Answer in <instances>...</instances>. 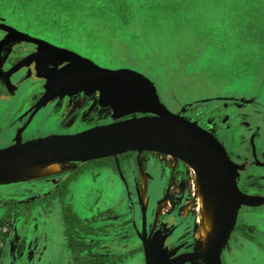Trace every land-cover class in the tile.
I'll return each mask as SVG.
<instances>
[{
	"label": "flooded vegetation",
	"instance_id": "obj_1",
	"mask_svg": "<svg viewBox=\"0 0 264 264\" xmlns=\"http://www.w3.org/2000/svg\"><path fill=\"white\" fill-rule=\"evenodd\" d=\"M0 22L34 35L2 16ZM8 33L0 28V149L15 144L19 131L21 141H26L52 133H75L113 121L111 116L98 121L97 109L101 108L97 102L99 92L92 96L80 93L57 98L34 113V105L43 95L47 81L38 73L49 67V55L45 52L39 54L37 43L18 40ZM241 98L246 97H202L188 102L187 110L170 109L196 122L195 116L202 114L200 111L209 110V102H218L215 104L220 110L218 119L209 120L205 115L197 119V123L223 145L238 190L246 195L264 196V115L259 117V109H246L253 103ZM93 101V123L89 124L82 117ZM49 105H53L56 112L63 113V125L46 133L38 127L36 130H40L34 134L33 121L39 117L38 123H42ZM89 117L91 119V115ZM203 119L215 126V132L202 124ZM160 154L168 156V166L158 164L156 156ZM99 160L76 162L72 169L61 173L0 185V212L15 214L24 211L28 214L35 211L39 215L37 219L45 220L42 224L32 220L10 222L4 233L0 228V264H147L144 239L149 238L163 239L162 246L169 253L168 258L181 260L180 264H194L196 260L200 264H210L211 244L219 225L208 250L198 254L201 251H197L199 245L195 238L198 227L196 204H192L188 212L184 211L193 200L194 168L190 164L180 158L175 161L170 154L148 150L128 151ZM153 162L157 165L152 166ZM90 164L98 166L86 168ZM143 170L148 174L147 193L143 189ZM127 171L132 174L134 190L129 188ZM121 172L129 188V194L118 199L122 204L121 211L102 207L98 198L106 194L105 185L112 181L113 173L122 177ZM71 184L79 185L76 192L83 199L81 213L70 206L60 211L59 199L63 197L66 186ZM152 186L158 188L156 199H152ZM137 188L142 194L140 202L146 206L145 228L143 210H138L135 203L129 204L131 193L139 201ZM88 196H93V199L86 204L84 199ZM162 200L166 203L161 216L157 217ZM222 224L223 221L221 228ZM72 227L74 231L71 232ZM130 240L138 246L132 257L129 255ZM220 259L221 264H264V204L239 206Z\"/></svg>",
	"mask_w": 264,
	"mask_h": 264
},
{
	"label": "rangeland",
	"instance_id": "obj_2",
	"mask_svg": "<svg viewBox=\"0 0 264 264\" xmlns=\"http://www.w3.org/2000/svg\"><path fill=\"white\" fill-rule=\"evenodd\" d=\"M65 5L68 13L60 16V0H0V10L12 22L44 18L45 24L38 30L47 38H40L70 48L103 67H128L145 73L157 85L162 101L173 110H187L188 102L202 97L237 95L246 97L242 101L253 103L246 109H259V117L264 115V0H66ZM90 5L97 14H82L84 6ZM99 16L111 20L113 29L110 23L108 27L101 26ZM58 17L66 18L63 22L70 25V32L63 34L56 26ZM83 23L85 27L77 33ZM94 101L82 117L89 124L93 123ZM215 104L218 102H209V110L202 109L195 121L205 115L209 120L218 119L220 110ZM45 112L42 123H38L39 117L33 121L34 134L40 130H36L38 127L46 133L63 125V113L56 112L53 105L46 107ZM110 112L98 108V121L107 120ZM209 120L201 122L215 132ZM156 157L158 164L169 165L168 156ZM96 166L90 164L86 168ZM126 175L129 188L134 190L132 174L127 171ZM111 180L105 185L106 198H98L99 205L121 211L118 199L127 196L129 188L120 174L113 173ZM3 184L6 183L0 182ZM78 189V184L66 186L58 203L60 211L70 206L81 213L83 199L76 192ZM152 192V199L158 198V188L152 186ZM92 199L88 196L84 201L87 204ZM132 203L142 211L141 203L131 193L129 204ZM37 216L35 211L0 212L1 233L10 222L32 220L42 224L45 220ZM129 242L132 257L138 246L133 240ZM194 264L200 262L196 260Z\"/></svg>",
	"mask_w": 264,
	"mask_h": 264
},
{
	"label": "water",
	"instance_id": "obj_3",
	"mask_svg": "<svg viewBox=\"0 0 264 264\" xmlns=\"http://www.w3.org/2000/svg\"><path fill=\"white\" fill-rule=\"evenodd\" d=\"M0 28L18 40L37 43L38 53L49 55V67L38 73L47 81L43 95L34 105V113L57 98L80 93L92 96L99 92L97 102L101 108H110L113 120L75 133H52L26 141H21L19 131L15 144L0 149V182L13 172L42 162L83 163L135 150L177 156L200 171L216 191L223 221L222 234L214 242L209 257L210 264H221L222 247L234 227L239 206L264 204V196L246 195L238 190L221 142L197 122L173 112L162 101L155 82L145 73L128 67H103L70 48L56 46L12 25L0 22ZM137 113L168 117L187 128L189 133L176 128L160 130L148 126L143 117L135 115ZM129 115L134 116L127 117ZM137 191L140 202L142 194L139 188ZM142 210L145 228L146 206L142 205ZM144 241L147 264H165L167 260L182 262L168 258L169 253L162 246L163 239Z\"/></svg>",
	"mask_w": 264,
	"mask_h": 264
},
{
	"label": "bare ground",
	"instance_id": "obj_4",
	"mask_svg": "<svg viewBox=\"0 0 264 264\" xmlns=\"http://www.w3.org/2000/svg\"><path fill=\"white\" fill-rule=\"evenodd\" d=\"M139 117H143L144 122L148 126H153L160 130L176 128V129H180L184 133H189V130L187 128L179 126L176 123H173L168 117L165 116L152 117V116L140 115ZM170 156L173 157L176 161L179 160V158L174 155H170ZM74 166H75L74 163L71 162L62 163L59 161L36 163L33 165L26 166L17 172H13L9 174L4 180H2V182L8 183V182L34 180L41 177H46L57 173H61L66 169H72ZM192 170L194 175L193 200L187 204L184 211L188 212L192 207V204L194 203L196 204V209H197L196 220L198 223V227L195 231V238L199 245L197 251H201L198 254H202V252H206L208 250L213 235L217 231L219 225V230L212 241L211 247L213 246L214 242L218 239L221 233L222 216H221L219 201L216 195V191L213 188V184L209 180L203 179V176L200 171H198L197 169H192ZM142 177H143V189L144 192L147 193L146 190H147L148 174L146 173L145 170L142 171ZM165 203H166L165 200L160 201L157 210V217L161 216ZM169 263L170 261L165 262V264H169ZM171 264L173 263L171 262Z\"/></svg>",
	"mask_w": 264,
	"mask_h": 264
},
{
	"label": "crops",
	"instance_id": "obj_5",
	"mask_svg": "<svg viewBox=\"0 0 264 264\" xmlns=\"http://www.w3.org/2000/svg\"><path fill=\"white\" fill-rule=\"evenodd\" d=\"M60 2H61V9H60V11H61V13H60V16H62V13H63V15H65V14H67L68 12L66 11V5H65V2H66V0H60ZM97 12V10H96V8H94V6L93 5H90V6H84V8H83V10H82V14H85V13H87L88 15H94V14H97L96 13ZM125 13H123V15H124ZM3 17L6 21H8L9 23H11V24H14V25H16V26H18L19 28H22V29H26V30H29L32 34H34V35H37V36H40V37H44V38H47V37H45L42 33H40L39 32V30H38V28L40 27V26H44V24H45V20H44V18L42 19V17L41 16H39L38 18H33L34 20H30V19H23V18H21V20H19L18 22H12V20H11V18H9V16L7 15V13L6 12H2L1 10H0V17ZM38 16V15H37ZM41 17V18H40ZM23 19V20H22ZM63 19H66L65 17L63 18L62 17V19H60L59 17H58V19H55L56 20V26H58V28L59 29H62L63 31H62V33L63 34H65L66 33V31L67 32H70L71 31V28H70V25L68 26V23L67 24H64V22H63ZM39 20V22L40 23H42V24H39L38 22H36V21H38ZM54 20V21H55ZM99 24L102 26L103 25V27H108V23H110V27H111V29H113L112 28V22H111V20H109V19H107V18H104V17H102V16H99ZM123 20H124V18H123ZM49 22H50V20H49ZM75 22H77L76 20H75ZM98 22V21H97ZM104 22H105V24H104ZM38 23V24H37ZM55 23V22H54ZM52 24V23H51ZM98 24V23H97ZM112 25V26H111ZM79 28H77V30H76V32L78 33L79 31H82L83 30V28L85 27V24L83 23L82 25H79L78 26ZM70 36V35H69Z\"/></svg>",
	"mask_w": 264,
	"mask_h": 264
},
{
	"label": "trees",
	"instance_id": "obj_6",
	"mask_svg": "<svg viewBox=\"0 0 264 264\" xmlns=\"http://www.w3.org/2000/svg\"><path fill=\"white\" fill-rule=\"evenodd\" d=\"M100 160H101V159H100ZM100 160H99V161H100Z\"/></svg>",
	"mask_w": 264,
	"mask_h": 264
}]
</instances>
